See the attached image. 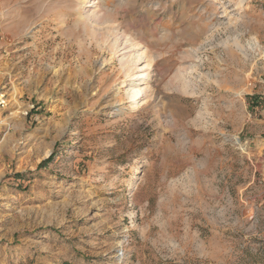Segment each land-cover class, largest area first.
Masks as SVG:
<instances>
[{"label": "rangeland", "instance_id": "obj_1", "mask_svg": "<svg viewBox=\"0 0 264 264\" xmlns=\"http://www.w3.org/2000/svg\"><path fill=\"white\" fill-rule=\"evenodd\" d=\"M0 264H264V0H0Z\"/></svg>", "mask_w": 264, "mask_h": 264}, {"label": "bare ground", "instance_id": "obj_2", "mask_svg": "<svg viewBox=\"0 0 264 264\" xmlns=\"http://www.w3.org/2000/svg\"><path fill=\"white\" fill-rule=\"evenodd\" d=\"M84 2H85V0H84ZM129 94V93H128ZM137 97H138V89L137 88H132V90H131V92H130V94H129V96H128V100L129 101H131V100H135V99H137ZM49 152H46V155L48 154Z\"/></svg>", "mask_w": 264, "mask_h": 264}, {"label": "trees", "instance_id": "obj_3", "mask_svg": "<svg viewBox=\"0 0 264 264\" xmlns=\"http://www.w3.org/2000/svg\"><path fill=\"white\" fill-rule=\"evenodd\" d=\"M50 157H51V154H50L46 159L42 160V161L40 162V164H44V162H46Z\"/></svg>", "mask_w": 264, "mask_h": 264}]
</instances>
